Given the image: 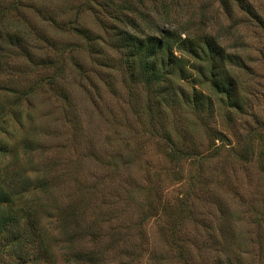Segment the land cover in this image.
I'll return each instance as SVG.
<instances>
[{
  "label": "rangeland",
  "instance_id": "1",
  "mask_svg": "<svg viewBox=\"0 0 264 264\" xmlns=\"http://www.w3.org/2000/svg\"><path fill=\"white\" fill-rule=\"evenodd\" d=\"M131 17L219 50L174 45L146 81ZM0 22L28 35L0 39V168L33 181L48 264H264V0H0Z\"/></svg>",
  "mask_w": 264,
  "mask_h": 264
},
{
  "label": "trees",
  "instance_id": "2",
  "mask_svg": "<svg viewBox=\"0 0 264 264\" xmlns=\"http://www.w3.org/2000/svg\"><path fill=\"white\" fill-rule=\"evenodd\" d=\"M126 21L127 26L117 29V41L119 46L124 49L127 61L135 65L132 67L133 72L138 77H144L146 81L147 79L151 80L154 76L158 78V76L163 77L169 74V66L173 64V60L181 57L173 55L174 45L177 47L182 45L179 50L184 49L197 58L206 52L212 56L216 54V50H219L215 40H209L206 38L207 36L192 39L189 35H185L181 38V32L176 33V30L172 28H160L158 33L149 32L132 17L127 18ZM10 27L0 22V39L5 41L4 45L10 44L18 47L21 51L26 50L27 33L19 26ZM202 40L205 47L201 44ZM160 52L165 57H162ZM160 67L165 72L163 71L159 75ZM215 75L216 73L211 69L210 82L212 86L218 90L223 89L226 97L231 98L230 85L227 87ZM13 112L17 113L16 110ZM16 180V177L7 174L4 167L0 168V264H39L40 262L48 264L49 259L44 254L47 248L39 251L43 239L37 235L39 233L36 228H33L32 222L30 223V213H27L29 206L24 205L23 201L20 202V194L28 190L33 181L28 179L26 184L24 183L25 185H19ZM23 181L25 182V180ZM69 263L82 264L78 255L72 256Z\"/></svg>",
  "mask_w": 264,
  "mask_h": 264
}]
</instances>
